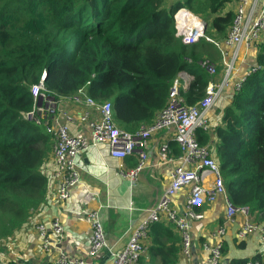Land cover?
Listing matches in <instances>:
<instances>
[{
  "label": "trees",
  "instance_id": "trees-1",
  "mask_svg": "<svg viewBox=\"0 0 264 264\" xmlns=\"http://www.w3.org/2000/svg\"><path fill=\"white\" fill-rule=\"evenodd\" d=\"M228 1L0 0V243L48 202L54 143L24 117L34 107L32 86L45 77L57 100L87 88L96 102H111L119 128L136 132L168 106L182 72L194 76L179 90L183 104L206 97L215 75L201 63L222 70L215 43L226 40L235 18L224 13ZM181 9L204 21L213 42H182L174 19ZM258 45L256 68L225 109L217 139L196 134L216 155L229 201L264 226V44ZM249 262L263 264L261 255L229 264Z\"/></svg>",
  "mask_w": 264,
  "mask_h": 264
},
{
  "label": "crops",
  "instance_id": "crops-1",
  "mask_svg": "<svg viewBox=\"0 0 264 264\" xmlns=\"http://www.w3.org/2000/svg\"><path fill=\"white\" fill-rule=\"evenodd\" d=\"M254 1L256 2L249 0V6ZM256 4L260 9L264 0H258ZM236 8L237 3L230 0L225 5L224 13L229 11L235 13ZM214 37L216 38L217 34ZM225 41L224 39L219 43L220 47L216 45L222 70L212 77L210 83L220 84L224 80L222 52L227 54L228 60L234 56L236 50L238 52L230 84L208 112V130H202L209 133L211 141L217 139L216 127L222 124L225 109L232 103L238 91L237 83L243 82L256 68L258 43L264 44V33L259 42L251 46L242 44L234 47ZM180 83L184 89L189 85V83L186 85L183 79ZM59 101L58 115L61 121L68 125L70 132L89 134V124L81 122L80 118L88 113L90 119H98L99 110L76 102L73 96L60 98ZM45 130L48 132L46 128ZM174 136L175 132L172 129L153 134L149 139L147 164L135 181H131L126 174L137 166L138 155L119 159L109 154V146L106 143L91 146L78 160L81 184L71 189L70 198L65 201L57 200L60 180L55 176L56 165L51 153L52 160L46 166V173L50 179L48 202L13 237L0 243V264H53L61 253L70 257H83L87 264H114L113 253L124 249L133 230L148 217L150 210L157 206L171 184L172 170L180 164L181 155ZM164 144L169 145L173 156V161L169 163L162 161L159 155ZM213 156L216 158V155ZM85 190L95 194L92 201H85ZM189 191L190 188L186 187L173 198V207L178 212L186 207ZM89 210L100 211L106 232L107 248L96 258L88 256L92 229L87 217ZM200 210L204 218L191 224L190 256H186L182 251L183 240L180 232L163 218L151 225L144 239V252L138 264H208L210 249L219 244H222L223 253L219 264H229L235 259L251 261L257 255H261L264 264V244L260 236L253 234L246 238L238 237L239 230L247 220L246 216L237 214L233 221H227V204L223 197L214 203L206 204ZM54 220H59L64 226V235L61 239L52 233L51 223ZM40 225L46 228L47 246L38 230ZM220 228L225 230L221 236L217 234Z\"/></svg>",
  "mask_w": 264,
  "mask_h": 264
},
{
  "label": "built area",
  "instance_id": "built-area-1",
  "mask_svg": "<svg viewBox=\"0 0 264 264\" xmlns=\"http://www.w3.org/2000/svg\"><path fill=\"white\" fill-rule=\"evenodd\" d=\"M237 9L232 27L225 43L229 46L239 47L242 44L251 46L259 42L264 33V4L259 9L256 2L249 6V0H234ZM177 36L187 45L199 42L202 38L213 42L205 36V23L192 12L181 9L174 16ZM220 47L219 43H215ZM236 50L234 56L228 60L225 52H222V64L224 66V80L220 84L210 83L206 89V97L197 105L186 107L180 98L179 90L182 88L180 80L187 85L194 79L193 75L186 72L179 74L174 83L173 97L168 106L156 117L153 124L143 126L136 132H128L117 126L114 120L113 105L111 102L98 103L91 98L86 88L73 96L78 103H84L91 108L99 110L98 119H90L87 113L80 118L81 122L89 124L90 133L83 132L72 134L68 125L62 122L58 115L60 101L51 96L44 86L45 77L31 88L34 97V107L24 114L25 119L44 126L54 139V162L56 165L55 176L60 180L57 192V200L65 201L70 198L71 189L81 184V176L78 165L79 158L91 147L106 143L109 146V154L114 158L124 159L134 154L138 155L137 166L126 175L131 181L137 180L144 170L148 159L149 139L156 132L174 130V140L181 150L178 164L171 173L172 181L169 188L163 194L157 206L150 210L146 217L132 232L126 246L119 252L113 253L114 264H138L144 252V239L152 224L160 222L163 218L173 224L180 232L183 240V253L190 256L192 250L191 224L202 220L204 214L201 208L208 203H214L223 197L227 204L226 220L233 221L237 214L247 217L243 227L238 232L239 238H246L253 234L260 236L264 244V226L255 224L249 218L248 208H236L228 199L224 179L218 161L213 157L209 146L198 142L196 132L208 130V112L216 103L222 91L230 84L235 70ZM202 67L210 74H216V67L209 62H202ZM243 82L237 83V90ZM159 155L164 162L173 161L169 145H162ZM189 187L187 205L178 212L172 204V200L184 188ZM95 194L85 190L84 199L92 201ZM87 217L91 223L89 236L88 256L96 258L107 248L106 232L102 223L99 210H89ZM45 245H48L46 228L38 227ZM52 233L59 239L64 235V226L59 220L51 223ZM224 228L217 232L223 235ZM211 256L208 264H219L223 258L222 244L210 249ZM16 264V263H12ZM53 264H87L83 257H70L61 253ZM249 264H259L249 262Z\"/></svg>",
  "mask_w": 264,
  "mask_h": 264
},
{
  "label": "water",
  "instance_id": "water-1",
  "mask_svg": "<svg viewBox=\"0 0 264 264\" xmlns=\"http://www.w3.org/2000/svg\"><path fill=\"white\" fill-rule=\"evenodd\" d=\"M205 29H206V27H205Z\"/></svg>",
  "mask_w": 264,
  "mask_h": 264
}]
</instances>
